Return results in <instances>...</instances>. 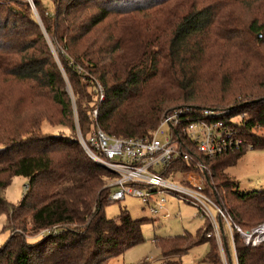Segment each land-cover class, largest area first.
I'll return each mask as SVG.
<instances>
[{
	"label": "trees",
	"instance_id": "obj_1",
	"mask_svg": "<svg viewBox=\"0 0 264 264\" xmlns=\"http://www.w3.org/2000/svg\"><path fill=\"white\" fill-rule=\"evenodd\" d=\"M52 1L53 10L42 0H34V7L29 0H0V83H25L19 96L0 90V216L2 230L12 232L0 246V264H107L141 243L142 225L151 220L134 218L127 209L107 216L110 172L87 155L77 135L43 131L44 120L74 128L65 79L44 30L69 52L66 70L84 135L94 129L90 112L96 107L98 127L134 137L151 134L178 107L244 99L228 116L245 114L238 126L246 145L201 159L237 222L263 220L264 189L242 192L225 171L249 146L264 149V11L258 12L264 0H250L249 16L239 11L246 0ZM142 10L148 17L136 19L133 14ZM120 23L121 33L109 38L100 29ZM96 82L105 91L102 101ZM24 102L31 107L24 109ZM189 150L195 153V147ZM16 176L29 181L18 204L5 195ZM210 230L205 221L195 235L156 237L164 264H184L182 256L206 241L211 249L201 264H223L206 235ZM236 240L239 264H264L263 246L245 245L239 235Z\"/></svg>",
	"mask_w": 264,
	"mask_h": 264
},
{
	"label": "built area",
	"instance_id": "obj_2",
	"mask_svg": "<svg viewBox=\"0 0 264 264\" xmlns=\"http://www.w3.org/2000/svg\"><path fill=\"white\" fill-rule=\"evenodd\" d=\"M97 92L102 101L105 98L103 87L97 88ZM230 111L181 106L167 112L151 134L121 137L97 127L96 107L90 112L96 127L88 135L78 129L77 138L87 155L110 172L107 186L111 189V202L134 196L154 215L162 217H170L166 211L167 195L187 202L196 207L195 216L210 223L208 237H215L222 244V223L228 226L234 257L239 264L235 235L248 246L264 247V223L244 229L227 214L215 200L216 192L208 180V166L201 159V155H223L246 145L238 126L245 114L229 117ZM165 125L169 128L167 132L163 130ZM159 133L166 135L165 140L159 138ZM192 146L195 153L189 150ZM225 247L228 249V245ZM228 260L231 264L229 255Z\"/></svg>",
	"mask_w": 264,
	"mask_h": 264
},
{
	"label": "rangeland",
	"instance_id": "obj_3",
	"mask_svg": "<svg viewBox=\"0 0 264 264\" xmlns=\"http://www.w3.org/2000/svg\"><path fill=\"white\" fill-rule=\"evenodd\" d=\"M31 5L34 7V0H29ZM43 3L50 9L53 10L54 3L52 0H42ZM144 1V0H142ZM242 2V1H238ZM35 10V9H34ZM36 11V10H35ZM147 10H142L141 12L133 14L136 19H144L147 18L146 14ZM240 12L244 11L245 16L251 15L253 11V6L251 4L250 0H246L243 2ZM264 11V4L259 6V10ZM36 15L38 17V20L41 22L40 16L38 15V12H36ZM110 24H114L111 22V20L107 21ZM124 28V26L120 24L112 25L105 28V25H102V28H100L104 32V36H108V38L111 35H116L121 33V30ZM44 30V29H43ZM44 34L46 35L47 42L50 48V53L56 62L58 68L61 71V74L63 75L65 79V85L67 88L68 95L71 100L72 108H73V117L74 120V128L72 129L71 126L67 127V125H54L50 123L48 120H44L42 124V129L44 132L47 133H59V134H69V135H77L78 129L83 131V128L80 125L79 121V103L77 101V93L76 90L71 82V78L69 73L66 70L67 61L64 58L65 53H69L66 51V49L63 47V44L60 42H57L54 38H52L49 34L46 33L44 30ZM80 71L82 69L80 68ZM83 82L86 80L83 79ZM97 83V82H96ZM25 83L17 82V81H2L0 83V90H5L6 92H10L12 95L15 93V95L19 96L21 94V89ZM98 88L102 87V85L97 83ZM15 89V92L12 93V91ZM14 100H16V97H12ZM44 100V99H43ZM43 103H46V106L52 110L53 113L57 114L59 111V108L56 107V105L51 101L45 99L42 101ZM244 102V99L241 97L234 98V100H231L226 105H219V104H210L212 108L216 110H233L238 107ZM23 108L31 107V103L24 102ZM39 103V101H38ZM95 109V108H94ZM243 114V113H242ZM235 115H241V114H235ZM95 124V123H94ZM96 125H94V128ZM98 127V126H97ZM163 130L167 132L169 130L168 126L165 125L163 127ZM84 132V131H83ZM82 132V133H83ZM125 137V136H121ZM159 138L162 140H165L166 135L159 133ZM206 164V163H205ZM209 169V168H208ZM226 175L229 176L230 179H235L238 182L239 190L242 192H249L254 190H263L264 189V149H253L251 146L248 147V150L238 159L237 163L235 165H232L228 167L225 171ZM209 176L210 170L208 171ZM208 180L210 182V185L213 187V189L216 192L215 200L220 203V205L226 210L227 214L231 215V213L228 211L229 209L224 205V202L220 199V191L222 190L220 187H216L215 183H212L210 181V178L208 177ZM109 178H106V183L108 184ZM29 181L24 176H16L13 178L12 183L8 186L6 189L5 195L6 197L12 201L15 204H18L24 194L27 192L28 189L27 185ZM220 189V191H219ZM219 197V198H218ZM167 198L169 199L166 204V211L170 213V217H162L154 215L150 209L144 205V203L141 201L140 198L134 197V196H126L125 199L120 201H114L110 204L105 206V212L107 216L109 217H115L119 214V212L122 209H127L132 217L134 218H149L151 220H148L144 222L142 225V232L144 236V240L127 249L124 253L111 258L107 264H136L140 261L146 260V264H164L163 256L161 255L162 250L155 242L156 237H167V236H173L182 234L185 231H188L192 234H196L200 228L204 226L205 219L201 217L195 216L197 213V209L195 206L184 202L179 201L174 197H171L167 195ZM233 201V200H231ZM237 203V202H234ZM216 213V210H213ZM235 222L237 220L234 218L233 215H231ZM5 216H0V246L8 239L10 236V231H3L2 226L4 225ZM240 224L239 222H237ZM264 223V219L256 222L255 224H248L249 226H241L244 229H251L256 227L257 225ZM251 227V228H250ZM29 228H31V225H29ZM222 244L220 243V240H218L215 237H211L214 240V243L218 246V249L220 251L221 259L223 264H229L228 255H232L231 264H237V260H235L234 257V245L233 240L230 235V230L227 225H224L222 223ZM46 231V230H45ZM45 231L37 232V233H27L28 237L30 239L38 238L39 236L43 235ZM32 237V238H31ZM238 237V235H235V239ZM240 237V236H239ZM242 240V238L240 237ZM237 242V240H236ZM243 242V240H242ZM244 243V242H243ZM245 244V243H244ZM225 245H228V249L225 247ZM246 245V244H245ZM211 249V242L206 241L200 245L195 246L192 248L187 254L182 256V260L184 264H201V259L207 255V253Z\"/></svg>",
	"mask_w": 264,
	"mask_h": 264
},
{
	"label": "clouds",
	"instance_id": "obj_4",
	"mask_svg": "<svg viewBox=\"0 0 264 264\" xmlns=\"http://www.w3.org/2000/svg\"><path fill=\"white\" fill-rule=\"evenodd\" d=\"M28 186V185H27Z\"/></svg>",
	"mask_w": 264,
	"mask_h": 264
}]
</instances>
